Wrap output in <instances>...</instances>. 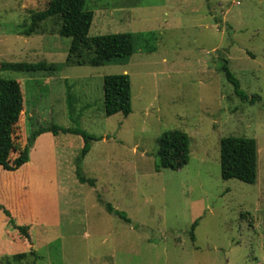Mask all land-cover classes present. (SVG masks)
Wrapping results in <instances>:
<instances>
[{"label": "rangeland", "instance_id": "374dc122", "mask_svg": "<svg viewBox=\"0 0 264 264\" xmlns=\"http://www.w3.org/2000/svg\"><path fill=\"white\" fill-rule=\"evenodd\" d=\"M49 2L0 0V78L17 81L23 99L13 137L23 146L33 130L57 125L100 140L78 165L93 187L75 177L82 138L43 133L29 151V202L0 195L24 217L19 225H31L24 249L35 251V264H264V0H87L90 37L134 40L131 56L97 67L63 65L71 40L57 18L25 35ZM221 59L256 101L234 95ZM17 64L37 70L4 68ZM120 74L131 113L106 117L103 77ZM172 130L187 134L189 160L156 172L158 138ZM226 137L255 140L253 185L221 179ZM13 234L0 211V264H32L8 256L19 253Z\"/></svg>", "mask_w": 264, "mask_h": 264}, {"label": "trees", "instance_id": "16d2710c", "mask_svg": "<svg viewBox=\"0 0 264 264\" xmlns=\"http://www.w3.org/2000/svg\"><path fill=\"white\" fill-rule=\"evenodd\" d=\"M87 0H50L47 8L42 12L31 16L30 27L25 32L26 36L31 35L39 24L50 19L57 18L60 23L59 35L69 38L70 46L64 66H90L97 67L115 60H123L134 53L133 35L130 33L110 34L90 37V30L93 13L87 9ZM48 67L53 70L60 68L58 65ZM47 66H39V69L46 70ZM63 67V66H61ZM6 69L23 71L35 69L32 65H9ZM219 71L222 72L233 87V93L243 102L253 103L258 99L256 95L248 97L241 90L238 80L230 72L227 61L221 59ZM103 110L106 117L121 114L127 117L131 113L130 82L125 74L109 75L103 77ZM23 112V99L20 84L14 80L0 78V171L6 174H14L29 161V151L36 138L43 133H50L53 136L59 134H73L82 138L83 146L79 156L76 158L75 177L80 184H88L93 187L92 179L85 178L79 168V163L90 150V142L100 140L92 137L80 129H62L57 125L33 130L27 142L19 146L13 137V129L18 123ZM220 177L222 180L236 179L245 184L253 185L256 180V158L257 148L255 140L250 138L226 137L220 140ZM16 152L17 155L10 159V154ZM155 171L163 169L178 170L187 164L189 160V140L186 133L178 130L168 131L158 138V151ZM18 188V190H17ZM19 186L15 184L13 192L0 191L1 197L11 195L14 201L20 205L29 202L28 194H19ZM11 197V198H12ZM24 206V205H23ZM4 203L0 204V211L5 216L7 225L15 234L9 238L15 244L24 242L31 245L29 230L31 225H19L23 216L16 219ZM107 212L119 219L129 223L124 214L113 209L110 204H106ZM26 214H30L29 207H23ZM23 222V221H22ZM197 221L191 227L193 232ZM21 239H19V237ZM193 239V235H191ZM23 239V240H22ZM14 262H22L27 258H32V264L38 259L35 251L20 252L12 255Z\"/></svg>", "mask_w": 264, "mask_h": 264}, {"label": "crops", "instance_id": "0c3cea01", "mask_svg": "<svg viewBox=\"0 0 264 264\" xmlns=\"http://www.w3.org/2000/svg\"><path fill=\"white\" fill-rule=\"evenodd\" d=\"M52 135V134H51ZM31 171H32V167H31V162H30V158L27 164H25L23 167H21V169L19 171H17L14 174H6V173H2L0 171V191H9V192H13L15 189V184L17 185V187L19 186V190L23 191L24 195L28 194V197H31V181H32V177H31ZM18 190V188H17ZM21 191H19V194H21ZM1 195V194H0ZM11 240V239H10ZM8 239L7 241V246H11V242ZM14 243V242H12ZM15 244V243H14ZM19 247H15L14 249H19V253L20 252H26L25 245L24 242H20L19 244H15ZM8 256L14 255L16 254L15 250H13L12 252H8L7 253Z\"/></svg>", "mask_w": 264, "mask_h": 264}]
</instances>
